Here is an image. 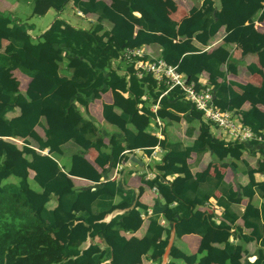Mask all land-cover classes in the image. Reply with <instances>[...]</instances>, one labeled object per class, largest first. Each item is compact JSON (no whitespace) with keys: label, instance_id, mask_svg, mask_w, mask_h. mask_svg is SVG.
I'll return each mask as SVG.
<instances>
[{"label":"trees","instance_id":"1","mask_svg":"<svg viewBox=\"0 0 264 264\" xmlns=\"http://www.w3.org/2000/svg\"><path fill=\"white\" fill-rule=\"evenodd\" d=\"M26 1L32 3L35 15H43L50 9L63 10L71 0ZM72 1L85 15L96 17L92 28H75L65 20L57 19L48 31L35 40L29 34L32 26L0 12V264H141L145 255L155 264L162 263L171 227L161 226L160 216L156 215L150 220L146 234L151 243L147 251H137L126 263H117L115 257L124 251L129 241L126 234L132 231L134 225H142L140 211L132 210L105 223L103 219L112 205L103 210L97 207L103 198L91 203L89 190H77L75 187L74 177L99 183L104 172L99 169H104L108 159H112L116 166L125 151L120 142L110 150L102 138L88 145L89 139L96 137L97 126L74 105V99L77 98L76 103L86 106L90 98L101 97L106 89L113 93V104L108 107V114L118 110L121 118L127 122L125 141L130 148L140 138L152 147L160 145L166 152L162 162L156 166L161 175L155 181L173 176L171 191L174 192L179 185L183 186L181 193L175 194L176 205L164 215L169 224H176V236H200L204 248L217 255L214 264H244V251L237 250L232 239L244 244L260 242L261 255L252 264H264V181L256 180V175H264V156L252 165L245 159L247 144L214 136L198 144L200 149L211 151L220 163L231 161L242 172L246 183L237 185L227 182L218 169L213 177L209 175L210 168L196 176L191 174L187 169V159L196 149L185 147L178 141L153 139L154 136L149 135L147 130L157 116L165 122H177L187 113L200 120L204 119L203 114L186 102L177 89L162 97L160 108L153 113L143 97L150 95L151 104H156L166 87L157 85L148 75L136 77L133 65L127 69L128 78L112 69V63L122 57L124 47L154 44L158 34L170 39L180 37L183 41L175 46L170 42L163 45L162 58L168 64L178 66L182 74L198 85L201 84L199 75L206 72L210 86L219 94L225 85L219 80L227 76L222 67L231 59L227 43L215 46L210 53L201 52L192 40L187 39V35L194 33L195 39L206 46L222 28L230 33L247 23H264V0H204L202 19L188 29L186 23L178 25L169 17L161 15L146 0H124L133 8L142 10L138 18L131 9L129 17L133 23L100 0ZM107 26L111 27L110 30H107ZM136 27L143 29L139 41L135 45L124 46L120 37L134 32ZM3 41L8 42L5 48ZM250 42L254 54H264V40L257 31H251ZM28 56L33 59L29 61ZM61 58L68 63L74 61L76 67L70 70L71 76L61 74L58 65ZM231 67L228 63V71ZM16 70L33 79L42 76L51 81L53 86L42 95L22 93L14 75ZM106 70L110 71L108 76L104 72ZM257 74L262 79L259 87L239 86L243 97L254 104L260 102L259 95L264 91V72L257 69ZM239 97L232 94L230 99ZM18 108L20 115L8 119L7 115ZM45 109L63 115V121L50 118L46 139L38 143L39 150H48V155H42L27 146L19 149L15 142L8 140H23L30 144V134L41 121ZM141 111V120L133 124L134 116ZM243 124L254 132H264V113L257 119L248 116ZM211 127L217 128L207 121L202 130L209 132ZM73 130L79 131L75 143L85 149L90 146L96 148L102 155V159L96 160L98 167L91 164L85 157L86 152L82 151L73 156L70 166L61 161L63 146L70 141L69 133ZM251 147L264 155V145L252 143ZM32 171L39 191L30 186ZM10 178H14L17 183L7 187L4 183ZM218 191L220 196L215 195ZM53 198L58 205L49 209L48 204ZM256 198L263 200L260 210L253 203ZM235 200L248 201L241 216L233 210L232 201ZM210 201L216 203L217 211L221 214H210L204 210L203 207ZM78 202L85 209L75 213L74 205ZM26 209L33 213V222L19 218L25 215ZM217 217L219 223L216 222ZM240 217L242 227L237 225ZM77 222L90 228L91 238L106 240L113 237V241L101 252L89 255L82 248L87 238L80 236L75 239L73 227ZM244 229L250 230L249 233L244 234ZM154 237L157 240H153ZM224 253L228 256L225 260L219 258Z\"/></svg>","mask_w":264,"mask_h":264},{"label":"crops","instance_id":"2","mask_svg":"<svg viewBox=\"0 0 264 264\" xmlns=\"http://www.w3.org/2000/svg\"><path fill=\"white\" fill-rule=\"evenodd\" d=\"M8 3L6 0H0V12L3 14H9L12 18H16L12 15L15 9H28L26 10V17L37 19L41 26L40 35H34L33 30L35 25L32 26V30L29 32L31 36L36 40L46 31H48L57 19H63L68 22L71 26L81 29H90L96 23V17L94 15L79 16L78 12L81 11L74 1H70L63 10L56 11L50 9L43 15H35L33 13V6L30 1L26 0H10ZM86 1V0H83ZM106 5L110 6L111 9L117 14L123 16L130 23L133 20L129 17L130 11L133 8L124 0H100ZM149 4L153 5L154 8L161 14L169 17L173 22L180 25L181 23L187 24V29L199 22L203 13V2L204 0H146ZM27 7V8H26ZM220 9V8H219ZM82 12V11H81ZM133 15L140 18L142 10L139 8H133ZM65 16V17H64ZM50 17V18H48ZM17 19V18H16ZM20 20V19H19ZM21 21V20H20ZM111 27L107 26V30ZM117 28V27H116ZM255 30L264 40V23L255 22L247 23L246 25L239 27L230 33H227L222 28L208 45H202L195 39V35L188 34L187 39L192 40L196 46L199 47L201 52L210 53L215 46L227 43V49L231 52V59L222 67V70L227 75L223 80L219 82H225L224 88L219 94L214 91L216 105L223 111L232 113L236 119L242 123L247 120V117L257 119L259 115L264 113V91L259 95L260 102L257 104L251 103L243 97V92L239 89L240 85H253L259 87L262 83L261 76L257 74V69H261L264 72V54H254L251 48L250 34L251 31ZM143 32L142 28L136 27L134 32H128L120 37L124 46L134 44L139 41V36ZM183 41L180 37L176 39H170L166 35L158 34L154 44L141 45L148 53L147 58L149 59H163L162 58V47L169 42L172 45L179 44ZM8 42L3 41V48L7 46ZM129 47V46H128ZM127 47H124V49ZM123 49V51H124ZM33 58L28 56V60L31 61ZM65 59V57H64ZM61 58L58 61L59 68H61V74L64 76H71V71L76 67L74 61L68 63L67 60ZM164 60V59H163ZM165 61V60H164ZM228 63L232 66L228 71ZM131 66L124 61L122 58L115 60L112 63V69L118 71L120 76L128 78V67ZM106 76L110 74L109 70L104 71ZM15 77L20 83V91L22 93H32L42 95L49 91L53 84L48 79L37 76L36 78H29L16 70L14 72ZM136 76V75H135ZM137 77V76H136ZM140 78V77H139ZM200 83L209 84V75L203 72L199 75ZM232 94H237L241 97L238 99H230ZM143 99L147 102L146 106L155 113L154 111L160 108L159 101L156 104H151L152 98L150 95H146ZM77 98L74 99L75 107L77 110L90 122L97 126L96 137L89 139L88 145L92 144L93 141L101 139L107 148L113 150L118 146V142L122 143L125 147V151L120 155L122 157L116 164L112 159H108L105 164L103 177L99 183L90 181L87 179L74 177V183L77 190L87 189L88 198L93 203L97 199L103 198L101 203L97 207L106 209L109 205H112L110 212L104 217L103 222L110 223L114 218L126 214L132 210L138 209L142 219V225H134L132 231L127 233V239H129L127 246L124 251L115 257L117 263H126L137 251L145 253L149 248L151 239L146 234L150 226V220L152 217L160 216V224L163 227H171V236L168 247L163 256L161 264H214V261L218 259L217 255L204 248L202 244V238L195 234L184 235L181 238L176 236V224L171 222L170 224L164 218L166 211L176 205L175 194H180L183 186L179 185L172 192L170 183L174 180L173 176L168 178H161V181L156 182V177L160 176L161 173L157 169V165L160 164L165 155L163 150L158 156L153 158L152 146L147 141L140 138L135 140V145L130 148L129 144L125 141L127 134L128 124L121 118L119 111H113L108 114V107L113 104V93L111 90L106 89L99 98H90L88 105L82 106L76 103ZM142 108V106H139ZM156 108V109H155ZM20 115V109H16L7 115L8 119L17 118ZM143 112H139L134 116L133 124H137L142 118ZM158 117V116H157ZM50 118H56L59 121H63V115L58 111L51 109H45L43 111L42 119L38 125L34 128L30 134V144H26L23 140L8 139L12 140L17 144L19 149L22 147H29L34 149L42 155H48V150L40 151L38 143L43 139H46V129ZM163 121V120H162ZM205 119H197L190 114L182 115V118L177 122H165L164 129L160 131L156 119L154 118L148 127V134L154 136L153 139H159L161 141L170 140L171 142L178 141L184 144L185 147H192L196 150L189 155L187 159V169L193 175H197L205 172L210 168V176L215 175V171L218 169L224 176L225 180L234 184L246 183V179L242 172L233 166L231 161L220 163L215 156L209 150L200 149V143H204L206 140L214 136H219L222 139L231 141L225 134V132L219 128L211 127L209 132L203 131L202 126L206 124ZM78 130H73L69 133L70 141L63 146V153L60 154V159L63 163L70 166L73 156L78 152H86L85 157L87 160L98 167L96 160L100 159L99 151L96 148L80 147L75 143V138L78 135ZM159 133L163 134V138H159ZM150 137V139H152ZM6 140V139H4ZM160 146V145H159ZM248 152H246L245 159L252 165L258 163L263 159V154L257 149L251 147V144H247ZM156 147V146H155ZM132 150V151H130ZM129 151V153H128ZM150 152V153H149ZM102 159V158H101ZM126 160V166L122 170L118 171V165L121 160ZM242 168V167H241ZM35 173H30V186L33 190L39 191L40 187L34 180ZM258 182L264 181V175H256ZM155 185L152 186L151 183ZM17 182L14 178L8 179L4 184L9 187L15 185ZM111 183V184H108ZM156 189L157 192L154 190ZM216 196H220V192H216ZM213 202V201H210ZM254 205L260 210L263 200L256 198L253 201ZM233 210L238 214L242 215L246 209L248 201L235 200L232 201ZM58 202L55 198L48 204L49 209L57 207ZM202 208V207H200ZM210 214H221L220 211L209 209L207 205L203 207ZM85 207L80 202L74 205V212H83ZM201 210V209H200ZM216 222H220L219 217L216 218ZM242 218L237 222L239 227H242ZM75 239L80 236L87 238L86 243L83 245V250L87 251L89 255L101 252L110 242L113 241V237H109L103 240L99 237L91 238V230L87 228L83 223L77 222L73 227ZM233 232L235 230H232ZM250 230L244 229V234L249 233ZM263 240H264V224H263ZM212 237V234L210 235ZM153 240H157L154 237ZM237 250L244 251V257L242 262L244 264H252L261 255V243L252 242L244 244L240 240L232 239ZM206 246V244H205ZM209 246V245H207ZM205 257V258H204ZM227 254H222L219 258L227 259ZM203 259L205 262L203 263ZM141 264H155L146 255L143 257Z\"/></svg>","mask_w":264,"mask_h":264},{"label":"built area","instance_id":"3","mask_svg":"<svg viewBox=\"0 0 264 264\" xmlns=\"http://www.w3.org/2000/svg\"><path fill=\"white\" fill-rule=\"evenodd\" d=\"M78 15L83 17L84 13L79 11ZM147 55L148 53L144 48L132 46L124 49L121 58L134 66L137 77L141 78L148 75L153 78L157 85H164L166 87V90L162 92L158 101L177 89L181 92L186 102L190 103L195 110L203 114V118L206 121L223 130L232 141H238L243 144L258 143L264 145V132H254L248 125L238 121L232 113L218 108L214 90L210 85L204 83L198 85L196 81H190L187 76L182 74L178 66L168 64L163 59H149ZM155 119L162 132L165 124L160 117H156ZM159 138L162 139L163 134L159 133ZM162 152V148L158 145L152 148L151 156L155 158ZM124 166H126V160L122 159L117 170H122ZM154 190L157 192L156 189ZM206 205L209 209L217 210L215 202H208Z\"/></svg>","mask_w":264,"mask_h":264},{"label":"rangeland","instance_id":"4","mask_svg":"<svg viewBox=\"0 0 264 264\" xmlns=\"http://www.w3.org/2000/svg\"><path fill=\"white\" fill-rule=\"evenodd\" d=\"M6 1L8 3L11 2L10 0H6ZM26 10H28V9L24 10L23 7H22V9H20V7H19V10L15 9L14 12L12 13V15L14 17H16L18 20L20 19L22 23H27V22H24V21H28V23L30 25H35V29L33 30V33H34L35 36L36 35H40L41 26L39 25L37 19L28 18V17L31 16V13L29 14V16H27V17L25 16L27 14ZM48 18H50V17H48ZM160 148H162V147L160 146ZM162 150H163V148H162ZM22 217H23V221H28V222H33L34 221V215L29 209H26L25 215H21L19 218H22Z\"/></svg>","mask_w":264,"mask_h":264}]
</instances>
